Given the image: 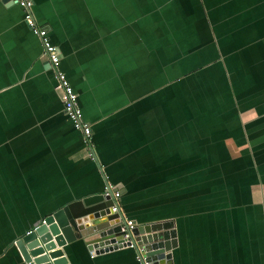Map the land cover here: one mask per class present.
I'll use <instances>...</instances> for the list:
<instances>
[{
	"label": "crops",
	"instance_id": "obj_1",
	"mask_svg": "<svg viewBox=\"0 0 264 264\" xmlns=\"http://www.w3.org/2000/svg\"><path fill=\"white\" fill-rule=\"evenodd\" d=\"M32 2L94 159L22 9L0 0V264H23L11 241L39 215L106 183L125 188V219H173L174 264H264V0ZM65 249L136 264L129 246Z\"/></svg>",
	"mask_w": 264,
	"mask_h": 264
},
{
	"label": "water",
	"instance_id": "obj_2",
	"mask_svg": "<svg viewBox=\"0 0 264 264\" xmlns=\"http://www.w3.org/2000/svg\"><path fill=\"white\" fill-rule=\"evenodd\" d=\"M118 191L123 194L125 188ZM112 203V198L102 192L71 199L39 215L12 239V247L23 264H68L65 248L77 240L90 256L122 249L138 241L139 246L133 247L136 264H174L172 250L177 246V239L172 218L133 220L132 226L126 229L123 214L111 211ZM121 226L127 230V238H123Z\"/></svg>",
	"mask_w": 264,
	"mask_h": 264
},
{
	"label": "built area",
	"instance_id": "obj_3",
	"mask_svg": "<svg viewBox=\"0 0 264 264\" xmlns=\"http://www.w3.org/2000/svg\"><path fill=\"white\" fill-rule=\"evenodd\" d=\"M17 5L23 11V19L31 30V32L39 38L42 54L46 57L50 75L53 79L52 90L56 92L59 96L62 110L65 116L70 121L71 125L75 130H77L81 136L84 146L89 149L88 155L92 158L91 140H90V123L82 118L80 108L77 102V95L72 89L70 83L68 82L65 74L59 69V53L57 48L49 41L46 30L36 24L31 7L33 5L32 0H15ZM103 195H109L112 198L113 203L110 208L111 211H119V196L120 193L116 187L111 184L106 183L102 190ZM132 221L130 219L124 218V226L127 228L132 226ZM124 226L120 227V231L123 233V238H127V230ZM135 245L139 246L138 241L134 242ZM131 242L128 244L129 247H134ZM137 259V256H135Z\"/></svg>",
	"mask_w": 264,
	"mask_h": 264
}]
</instances>
